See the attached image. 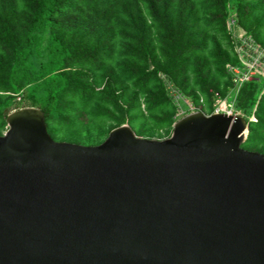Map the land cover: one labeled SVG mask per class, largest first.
I'll use <instances>...</instances> for the list:
<instances>
[{
	"label": "water",
	"instance_id": "95a60500",
	"mask_svg": "<svg viewBox=\"0 0 264 264\" xmlns=\"http://www.w3.org/2000/svg\"><path fill=\"white\" fill-rule=\"evenodd\" d=\"M250 120H254L253 118ZM0 135V264H264V155L243 116L189 113L56 141L22 107Z\"/></svg>",
	"mask_w": 264,
	"mask_h": 264
},
{
	"label": "trees",
	"instance_id": "16d2710c",
	"mask_svg": "<svg viewBox=\"0 0 264 264\" xmlns=\"http://www.w3.org/2000/svg\"><path fill=\"white\" fill-rule=\"evenodd\" d=\"M230 15L264 46V0H0V135L11 110L35 107L56 141L98 145L124 124L168 138L166 81L206 115L233 92ZM233 109L247 123L242 148L264 155L260 74Z\"/></svg>",
	"mask_w": 264,
	"mask_h": 264
},
{
	"label": "built area",
	"instance_id": "2783aa9c",
	"mask_svg": "<svg viewBox=\"0 0 264 264\" xmlns=\"http://www.w3.org/2000/svg\"><path fill=\"white\" fill-rule=\"evenodd\" d=\"M227 26L231 33L233 41V50L240 60L239 65L226 64L225 68L232 76L234 83L233 92L228 96L233 95V102L243 83L250 81L254 76L260 74L264 78V46H260L250 35H248L238 24L234 15H230L227 19ZM161 78H165L161 75ZM167 86L168 96L176 107V116L183 114L184 109H188L191 113L195 112L196 107L193 105L190 98L183 95L178 89L172 86L168 81L165 82ZM167 94V95H168ZM228 96L224 99L217 94L214 101V111L212 113H226L232 114L229 108H233V102H228ZM203 104V99L200 100Z\"/></svg>",
	"mask_w": 264,
	"mask_h": 264
},
{
	"label": "rangeland",
	"instance_id": "374dc122",
	"mask_svg": "<svg viewBox=\"0 0 264 264\" xmlns=\"http://www.w3.org/2000/svg\"><path fill=\"white\" fill-rule=\"evenodd\" d=\"M168 94V93H167ZM168 96H170L169 94H168ZM171 97V96H170ZM172 98V97H171ZM232 95H230V96H228V102L231 104L233 101H232ZM16 110V109H15ZM202 110V106H199V107H196V110H195V112L196 111H200V112H202V113H204V114H206L205 112H203V111H201ZM228 110L230 111L231 110V112H232V114H239V115H241V116H243L241 113H239V112H236L233 108H229L228 107ZM11 111H13V110H11ZM189 113H191V111H189L188 109H184L183 110V114H179V116H176L175 117V119L176 120H178V119H180L181 117H183V116H185V115H187V114H189ZM250 119H252V117L250 118ZM4 133V132H3Z\"/></svg>",
	"mask_w": 264,
	"mask_h": 264
},
{
	"label": "bare ground",
	"instance_id": "6f19581e",
	"mask_svg": "<svg viewBox=\"0 0 264 264\" xmlns=\"http://www.w3.org/2000/svg\"><path fill=\"white\" fill-rule=\"evenodd\" d=\"M254 119V118H253Z\"/></svg>",
	"mask_w": 264,
	"mask_h": 264
}]
</instances>
